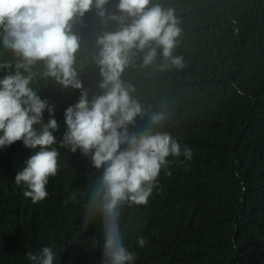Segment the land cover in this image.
I'll use <instances>...</instances> for the list:
<instances>
[{"label":"trees","instance_id":"1","mask_svg":"<svg viewBox=\"0 0 264 264\" xmlns=\"http://www.w3.org/2000/svg\"><path fill=\"white\" fill-rule=\"evenodd\" d=\"M152 2L179 19L175 54L185 66L161 71L160 56L145 68L138 55L121 78L147 114L168 113L161 130L182 149L189 146L192 158L168 157L148 203L123 207L125 246L133 264H264V0ZM118 4L109 0L107 12L119 15ZM116 27L97 12L73 26L81 40L78 78L90 101L104 92L97 37ZM5 60L14 62L0 45V63ZM7 72L0 70V78ZM31 86L52 110L44 111L43 122L54 116L59 125L53 133L58 173L49 179L47 198L33 203L15 176L34 150L22 140L0 148V264H31L26 253L44 246L57 253L54 264H104L102 217L87 212L103 169L79 149L60 147L66 109L81 90L40 77ZM147 126L146 115L129 128Z\"/></svg>","mask_w":264,"mask_h":264},{"label":"clouds","instance_id":"2","mask_svg":"<svg viewBox=\"0 0 264 264\" xmlns=\"http://www.w3.org/2000/svg\"><path fill=\"white\" fill-rule=\"evenodd\" d=\"M108 3L0 0V45L14 58V62L0 63V70H8L0 78V148L22 140L34 150L15 176V183L26 186L23 195L33 203L46 199L49 179L58 173L60 153L53 147L57 144L53 133L59 125L54 116L43 122L44 111L52 110L31 85L40 77L55 80L64 88L80 89L78 103L66 109L67 132L60 147H68L72 153L79 149L90 156L96 169H103L102 176L94 180L87 212L102 217L104 264H133L135 255L125 246L121 229L123 207L147 204L161 171L169 165L168 157L183 155L190 160L192 149L187 145L182 149L168 131L161 130L168 113L147 114L134 98V87L121 77L138 55L145 68L160 56L164 60L159 65L161 71L183 68L184 57L175 54L182 29L173 9L152 0H119V15L107 12ZM93 12L106 24L114 21L117 27L97 37L95 63L103 77L99 87L104 92L90 101L78 78L81 40L73 26ZM146 115L148 126L130 131L136 118ZM138 243L143 247L146 241L139 238ZM26 256L31 264H54L57 253L44 246Z\"/></svg>","mask_w":264,"mask_h":264}]
</instances>
